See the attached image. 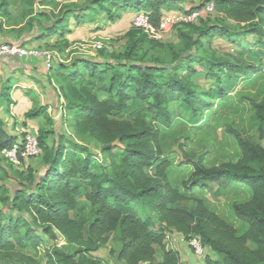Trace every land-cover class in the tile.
Masks as SVG:
<instances>
[{
	"label": "trees",
	"instance_id": "1",
	"mask_svg": "<svg viewBox=\"0 0 264 264\" xmlns=\"http://www.w3.org/2000/svg\"><path fill=\"white\" fill-rule=\"evenodd\" d=\"M194 1L84 0L82 5L61 6L58 16L40 12L53 24L36 41L58 36L59 41L50 47L59 54L70 46L71 20L80 25L104 15L114 24L123 12H145L158 28L166 12L191 13L209 4L214 5L216 15L176 25V44L153 39L132 26L125 35L124 52L113 54L112 60L77 57L52 66L51 78L64 100L62 117L72 138L58 135L49 144L47 139L54 132L39 130L41 171L14 170L13 163L2 156V151L15 146L23 150L25 138L18 141L0 114V259L38 264L26 252L38 250L45 238L61 237L65 247L46 251V264H104L94 253L112 235L115 246L110 255L118 264H184L179 251L165 242L166 233L174 231L186 240L201 239L205 249L217 256L205 254L206 264H264V145L233 133L241 154L236 162L208 166L203 158L188 154L192 160L177 167L175 157L166 155L162 145L163 126L174 125L177 107L190 121L199 122L241 79L250 81L261 71L259 64L242 56H217L212 49L216 39L236 45L253 36L256 42L248 44L258 49L250 59L260 62L264 58V0H198L190 10L184 7ZM20 2L27 7L24 27L33 30L38 0ZM8 4L4 0L1 9ZM40 5L59 6L56 0H42ZM161 51L171 58L161 57ZM202 72L213 81L212 88L196 84L194 79ZM11 91L12 85L0 77V101L7 106L12 102ZM252 106L251 125L264 142V95ZM46 112L41 107L26 117ZM88 142L99 147L102 160L90 151ZM182 166H192V172L181 186H174L170 175ZM7 178L17 182L12 190ZM216 183L250 189L248 201L231 204L240 228L195 196ZM219 191L224 194V187ZM80 198L90 205V215Z\"/></svg>",
	"mask_w": 264,
	"mask_h": 264
},
{
	"label": "rangeland",
	"instance_id": "2",
	"mask_svg": "<svg viewBox=\"0 0 264 264\" xmlns=\"http://www.w3.org/2000/svg\"><path fill=\"white\" fill-rule=\"evenodd\" d=\"M42 0L34 6V14L32 17L38 19V25L50 26L53 21L46 17L39 16L40 12L44 10L53 12L55 16H58V12L63 5H82L84 0H56L59 5L56 9L54 7H43L40 5ZM187 2L184 7L188 10L191 9L193 4H198V0ZM15 5L19 11H17L18 21H22V14L26 10V6L20 2V0H14ZM4 11V10H3ZM135 14V13H134ZM87 16H90L87 13ZM39 17V18H37ZM132 20V19H131ZM130 22H120L111 24L104 15H98L93 22L85 21L82 24H77L74 20H71L69 26L72 30L71 34L67 35L70 46L63 54H59L56 49H52L53 45L59 41L58 36L53 35L48 40L54 39V42H42L43 45L39 48L52 49L57 53L55 63L68 64L74 58H89L97 61L112 60L113 54H121L124 52L127 39L126 33L132 27ZM22 30H29V28L23 27ZM163 41L166 44L178 43V28L174 27L172 30L167 31L162 36ZM255 37H249V39H242L240 43L236 45H230L223 39H216L212 45L213 51L216 55L220 56H242L248 61H253L261 67V71L255 75L250 81L240 80L236 86L231 88L225 99L217 100L215 102V108L210 111L207 117L203 118L199 122L190 121L188 115L184 110L179 107L175 110L174 125L172 127L165 128L162 135V145L166 155L175 157L174 167L180 165L181 162L192 160L187 158L188 154H192L194 157L203 158L204 162L208 166L219 165L224 162L232 161L236 162L240 159V150L234 139V134L237 133L243 139L253 142L255 144L264 145V142L260 139L259 133L251 125V117L254 114V108L252 102H259L264 95V58L258 62L256 57L251 60L250 56L256 54L257 47L251 49L250 44L256 42ZM46 41V40H45ZM250 43V44H248ZM98 46H101L100 49ZM261 48V47H259ZM253 50V51H252ZM158 54V53H156ZM160 56L170 59L171 57L166 51H161ZM201 69V68H200ZM197 85L203 88H212L214 83L212 80L206 79L202 72L195 79ZM63 108V107H62ZM63 126H65L58 135L70 136L71 131L65 124V119L62 117ZM53 131V129L49 128ZM55 139V132L49 135L47 142L53 144ZM21 141V137H19ZM87 143V142H86ZM90 151L94 153L99 160H102L99 147L95 143L88 142ZM116 151H120L116 150ZM193 157V158H194ZM4 165L9 169V164L4 162ZM14 170L26 171L27 167L34 168L37 171L42 170L41 155L29 159L20 161L14 164ZM192 172V166H182L180 170L172 172L170 175L171 182L174 186H181V183L188 179ZM10 190L17 185L16 180L7 178L5 180ZM224 187V194L219 190ZM1 194V192H0ZM9 195V193H8ZM196 197L203 198L208 208L218 214L227 222L233 224L235 227L240 228L241 223L234 217L231 210V204L234 202L244 203L251 198V191L249 188L243 185L226 186L225 184H212L207 191L203 193H196ZM81 206H86L87 214L90 215V205L83 199H79ZM1 204V203H0ZM1 208V205H0ZM3 211H6V205L3 202ZM112 235L108 244L94 253V257L103 261L104 264H118L115 259L110 255V250L115 244L112 242ZM174 238L178 241H174ZM170 241L166 242L170 247L177 249L182 257L184 264H206L205 256H196L188 246L186 241H181V238L172 233ZM66 242L59 237L57 240H50L45 238V243L38 250H29L26 252L32 256L38 264H46L45 253L53 247L64 248ZM206 254H210L213 258H217L216 255L211 254L206 249ZM0 264H20L15 258L3 257L0 259Z\"/></svg>",
	"mask_w": 264,
	"mask_h": 264
},
{
	"label": "crops",
	"instance_id": "3",
	"mask_svg": "<svg viewBox=\"0 0 264 264\" xmlns=\"http://www.w3.org/2000/svg\"><path fill=\"white\" fill-rule=\"evenodd\" d=\"M3 1L0 0V6ZM6 1L9 2L8 6H4L2 9L0 7V43L39 47L43 45L42 42L55 41L54 39L36 41L42 30L49 27L44 25L41 29L38 21L34 24L33 30H22L28 18H21L22 21L19 22L17 19L18 9L13 5L14 0ZM44 11L49 13V11ZM122 15L120 22H130L134 13L123 12ZM55 65L57 63L52 66ZM50 72L51 68H46L40 59L0 58V77L3 82L12 85L10 94L12 102L7 106L0 101V114L7 122L10 133L15 135L18 141L19 137L22 141L27 133L38 135L41 128L53 129L55 139H57L58 133L65 127L61 121L64 100L60 97L59 89L55 80L51 78ZM41 107L47 109L46 115L33 119L26 117L28 112ZM48 119L52 124H48Z\"/></svg>",
	"mask_w": 264,
	"mask_h": 264
},
{
	"label": "built area",
	"instance_id": "4",
	"mask_svg": "<svg viewBox=\"0 0 264 264\" xmlns=\"http://www.w3.org/2000/svg\"><path fill=\"white\" fill-rule=\"evenodd\" d=\"M216 10L213 4L207 5L205 8L187 13L182 11L166 12L160 22L158 28L154 27L150 22L147 13H135L132 17L131 23L133 27L143 30L149 37L156 40H163L162 36L165 32L172 30L178 24H194L200 18H206L208 16H215ZM100 49L101 46H98ZM0 58H17V59H40L46 68L50 69L55 63L57 53L53 50L39 47H26L19 44L0 43ZM38 135L27 133L25 136V146L23 150H20L18 146H15L11 150L2 151V156L8 161L17 164L24 160L36 158L40 155ZM174 232V231H172ZM172 232L166 233V242L171 239ZM177 233V232H175ZM179 234V233H177ZM181 238V241H186L188 246L196 256L202 257L206 254V249L199 237L193 236L188 240L181 234L177 235ZM174 241H178L174 238Z\"/></svg>",
	"mask_w": 264,
	"mask_h": 264
}]
</instances>
